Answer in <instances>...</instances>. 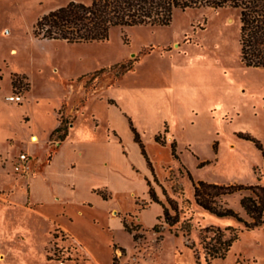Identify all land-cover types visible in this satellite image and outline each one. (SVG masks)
Listing matches in <instances>:
<instances>
[{
	"label": "rangeland",
	"instance_id": "374dc122",
	"mask_svg": "<svg viewBox=\"0 0 264 264\" xmlns=\"http://www.w3.org/2000/svg\"><path fill=\"white\" fill-rule=\"evenodd\" d=\"M70 1L91 0H0V62L5 58L10 65L32 67L33 92L57 103L60 76L76 75L72 80L86 81V98L75 104V113L81 115L94 100L92 110L101 118L99 125L92 115L100 131L95 144L67 141L54 153L57 137L48 141L41 136L29 144L17 131L14 142L0 148V264H207L200 244L206 226L232 227L226 235L237 234L226 257L211 264H264V223L247 229L234 217L205 210L194 196L193 180L264 186L262 150L240 136L260 140L264 150V67L242 62L241 11L177 9L169 25L116 26L107 40L98 42L35 37L37 20ZM135 58L133 69L120 74V65ZM25 83L29 91L27 75ZM1 86L10 89L7 75ZM210 87L212 95L205 92ZM119 100L135 111L154 173L134 142L128 119L108 106L119 107ZM213 100L223 109L208 113L205 108ZM49 102L43 100L31 112L41 130L55 122ZM186 106L199 110L181 118ZM0 112L5 121L9 114ZM163 118L168 119L164 124ZM70 122L67 117V127ZM106 129L116 141L121 136L122 144L109 141ZM23 146L36 156L25 178L11 163ZM202 161L208 162L200 166ZM145 177L179 219L172 228L158 219L163 207L151 199ZM249 194L227 195L224 205L249 221L241 205ZM156 223L162 225L160 232L153 229Z\"/></svg>",
	"mask_w": 264,
	"mask_h": 264
},
{
	"label": "trees",
	"instance_id": "16d2710c",
	"mask_svg": "<svg viewBox=\"0 0 264 264\" xmlns=\"http://www.w3.org/2000/svg\"><path fill=\"white\" fill-rule=\"evenodd\" d=\"M199 7L239 9L241 11L242 62L246 66L264 67V0H91L88 3L70 1L40 17L33 27V34L40 39L64 40L68 43L98 42L107 40L113 27L169 25L173 20L175 10ZM135 62H137V58L121 64L120 74H125L133 69ZM26 85L25 75L13 74V86L16 91H27ZM129 123L134 140L154 173L152 161L148 156L140 132L131 119ZM67 134V122L63 120L52 132L51 139L57 137L55 139L64 140ZM240 136L252 140L262 150L264 156L260 140L250 135L240 134ZM156 141L160 142V135L156 136ZM171 148L172 154L177 157L176 141L172 142ZM207 162H200V166H204ZM189 176L193 180L190 172ZM193 184L196 203L210 213L218 217H234L239 222H243L247 229L259 227L264 223V186L243 183L220 184L204 180H193ZM147 185L151 199L163 207L162 215L158 216V219H164V222L172 228L179 222V219L177 216L172 217L170 208L159 199L149 179H147ZM246 190L250 194L242 197L241 205L250 217L249 221L241 217L233 208L225 206L223 202L225 196ZM169 203L177 211V207H174L175 201L169 199ZM124 225L126 230L132 233V229L127 223L124 222ZM161 226V223H156L153 229L160 232ZM229 229L232 227L222 229L216 226H206L200 230V244L206 253L207 264H211L214 259L226 257L237 239L235 233L229 237L226 235V230ZM187 231H190L189 227H187ZM134 240H137V235H134ZM197 260L200 263L199 256H197Z\"/></svg>",
	"mask_w": 264,
	"mask_h": 264
},
{
	"label": "crops",
	"instance_id": "0c3cea01",
	"mask_svg": "<svg viewBox=\"0 0 264 264\" xmlns=\"http://www.w3.org/2000/svg\"><path fill=\"white\" fill-rule=\"evenodd\" d=\"M13 49H15V48H13ZM54 71H55V73H59L60 68L58 66H55ZM39 72H41V70H39ZM15 73H18L21 75H27L30 82H31L30 90L29 91H22L23 100L20 103H12V102L7 101V99H6V97L8 95H10L16 91L14 86H13V82H12V75ZM33 74H35V70L32 67L31 68L25 67V66L18 67L15 65H10V63L5 58L0 62V111H1V109H3L4 112L9 114L8 115L9 117L5 121H2L3 118H2V115L0 112V118H1L0 121H2V123L0 124V148L3 147L5 142H11V140H13V138L16 136L17 131H19V133H21L22 136H25V138H27V142L29 144H31L33 142H38L40 140L41 136L45 137L49 141V139L51 138L52 132L61 124V122L63 120L67 122V117H70L72 119V122L69 123L68 134L64 140H58L57 141V143H56L57 149L54 153H56L57 150L62 146V144L67 142V141H71L72 143H77V144H95L97 141V136L100 132L98 128H99V125L101 124L100 116L98 114H96V112L94 110H92V105H93V103H95V101L94 100L89 101L84 106L85 109H84V112L81 113V115H77V113H75V111H74L75 104L77 102H79V100L83 101V99L86 98V95H85L86 94V87H85L86 81L85 80H81V81L72 80L74 77H76V75L72 76L71 74H67V76H60L61 91H60V97H59L60 99L58 100V103H57V102H53V100H51V98H47L48 96H45V95L43 96L40 94L37 95L35 92H33L32 81H31ZM5 75H7V78L10 80V89L9 90L3 89L1 86V81H3ZM80 76H82V75H80ZM205 92L208 93L209 95H212V93L214 92V89L210 87L209 89H206ZM43 100H50L51 101V102H49V106H50V109L52 111L51 114L53 116V120L55 122H54L53 127L49 130H41L42 128H39L37 126V123H36L37 117L35 115H31L32 110L38 109L39 105H41V103H43ZM97 101H99V100H97ZM100 101L103 102V100H100ZM118 103H119V107L118 106H110L107 103L106 104L109 106V108L110 107L116 108L119 111V114L124 115L128 119V121H130V119H131L133 121L134 126L137 125L136 115L134 114L135 111L133 112V111H131V109H127L126 107H124L120 100ZM186 107H187L186 111L184 112L185 115L183 114L181 116V118L186 117L187 114H189V113L190 114H189L188 118H190L191 112H193L195 110H199L196 106H186ZM205 109H206V112L211 113L213 110L215 112H219L223 108H222L220 102L213 100L211 102H208V105L206 106ZM93 114H95V117L99 120V125L93 126V124H92V115ZM145 117L147 118L146 115H145ZM12 119H13V122L11 121ZM165 119L166 118H163L162 124H164ZM166 120H168V119H166ZM16 123H18V124H16ZM15 126L18 129L15 128ZM162 126L163 125H161V127ZM19 128H21V130H19ZM136 128L139 131L138 127H136ZM160 128L157 131H155V133H157L160 130ZM40 132L42 135L40 134ZM105 132L107 133V138L109 139V141H114L116 143L122 144L123 141H122L121 136L119 137V141H116L115 138L109 136L108 129H106ZM132 136L134 139L133 132H132ZM37 137H38V140H37ZM155 141H156V136H155ZM13 142H14V140H13ZM134 142H135V140H134ZM157 142L158 141H156V143ZM138 147H139V145H138ZM139 150L141 153L140 147H139ZM21 152H28L29 153V155L31 156V164H32V167L34 168V166L36 164L35 163L36 156L33 155L25 146H23L19 150V153H21ZM19 153H17L15 155V157ZM54 153H53V157H54ZM141 155L143 156L142 153H141ZM53 157L50 160V163H52ZM144 159L146 161L148 168H150L145 157H144ZM13 161L14 160L11 161L12 169H13ZM37 164L39 166L38 157H37ZM73 164H74L73 162H71L69 164L70 168H74L76 166L75 165L72 167ZM104 164L107 165L108 161H104ZM38 166H37L36 171L38 170ZM35 172L31 175V177H29L30 175L28 176L29 177L28 178L29 183L31 182L33 176L35 175ZM19 175H24L23 177L25 178V175L27 176L28 174H19ZM147 179L148 178L145 177L146 183H147ZM30 187H31V184H30ZM97 195H99V194H97ZM31 196H32V187H31L30 198H31ZM121 224H122L123 228L126 230L124 223H121ZM95 258L97 259L96 256H95ZM98 262L99 261L97 259L96 263H98Z\"/></svg>",
	"mask_w": 264,
	"mask_h": 264
},
{
	"label": "built area",
	"instance_id": "2783aa9c",
	"mask_svg": "<svg viewBox=\"0 0 264 264\" xmlns=\"http://www.w3.org/2000/svg\"><path fill=\"white\" fill-rule=\"evenodd\" d=\"M6 99L12 103H20L23 100V93L22 91H15L8 95ZM13 169L19 174H29L32 171L31 156L28 152H21L15 157Z\"/></svg>",
	"mask_w": 264,
	"mask_h": 264
}]
</instances>
